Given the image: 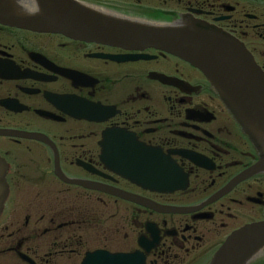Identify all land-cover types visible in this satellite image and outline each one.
I'll list each match as a JSON object with an SVG mask.
<instances>
[{"label":"flooded vegetation","instance_id":"obj_1","mask_svg":"<svg viewBox=\"0 0 264 264\" xmlns=\"http://www.w3.org/2000/svg\"><path fill=\"white\" fill-rule=\"evenodd\" d=\"M81 1L159 25L188 16L243 43L264 72V0ZM258 161L180 57L0 24V264H82L95 252L210 264L264 221ZM245 264H264V248Z\"/></svg>","mask_w":264,"mask_h":264},{"label":"water","instance_id":"obj_2","mask_svg":"<svg viewBox=\"0 0 264 264\" xmlns=\"http://www.w3.org/2000/svg\"><path fill=\"white\" fill-rule=\"evenodd\" d=\"M0 23L121 47L155 48L190 62L203 72L259 154L254 172L264 171V74L231 36L182 17L176 25H155L95 9L75 0H0ZM0 177V211L5 198ZM264 248V222L245 226L226 239L210 264H245ZM122 255L96 252L82 264H120ZM142 264V259L136 257ZM132 261V260H131Z\"/></svg>","mask_w":264,"mask_h":264}]
</instances>
